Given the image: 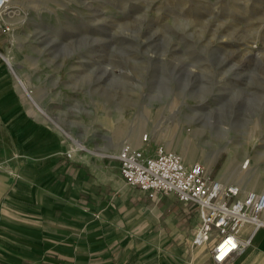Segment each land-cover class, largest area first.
Listing matches in <instances>:
<instances>
[{"label": "rangeland", "instance_id": "obj_1", "mask_svg": "<svg viewBox=\"0 0 264 264\" xmlns=\"http://www.w3.org/2000/svg\"><path fill=\"white\" fill-rule=\"evenodd\" d=\"M12 5L0 54L12 59L28 118L61 137L65 151L86 147L70 152L74 159L135 148V129L148 136L142 145L169 150L164 143L181 127L211 178L229 175L222 169L232 157L242 167L250 160L244 190L264 180V0ZM218 150L208 170L205 155Z\"/></svg>", "mask_w": 264, "mask_h": 264}, {"label": "crops", "instance_id": "obj_2", "mask_svg": "<svg viewBox=\"0 0 264 264\" xmlns=\"http://www.w3.org/2000/svg\"><path fill=\"white\" fill-rule=\"evenodd\" d=\"M18 92L0 54V264H215L211 244H191L195 203L127 184L116 154L74 159ZM238 238L226 264H264V228Z\"/></svg>", "mask_w": 264, "mask_h": 264}, {"label": "built area", "instance_id": "obj_3", "mask_svg": "<svg viewBox=\"0 0 264 264\" xmlns=\"http://www.w3.org/2000/svg\"><path fill=\"white\" fill-rule=\"evenodd\" d=\"M8 0H0V31ZM147 135L142 137L147 142ZM124 146L117 159L119 174L129 185L150 197L173 194L184 203L197 205L200 224L191 239L193 246L211 244L210 255L215 264H226L246 246L238 238L243 224L250 222L255 229L264 228V191L244 190L236 184L211 178L199 163L187 164L183 157L162 146L150 148Z\"/></svg>", "mask_w": 264, "mask_h": 264}, {"label": "bare ground", "instance_id": "obj_4", "mask_svg": "<svg viewBox=\"0 0 264 264\" xmlns=\"http://www.w3.org/2000/svg\"><path fill=\"white\" fill-rule=\"evenodd\" d=\"M15 2H16V0H8L6 8L8 7V5L9 6L11 4L14 5ZM8 17H9V13L6 12L2 16V20L4 19V21L6 22ZM7 63L12 64V59L9 58L7 60ZM180 130L182 131V128L177 127L175 129L174 136H172L171 139H170V137H168L166 143H164V144H166V147L169 150H173V151H177V152H179L182 149L185 150L184 156L182 155L185 163L196 162V156L201 150L195 147V145L191 142V139H189V136L188 137L182 136L180 134ZM156 132H154V135L159 136V131H156ZM163 136H165V135H163ZM129 141H131V143L133 144V146L135 148H141V146H142L141 129L133 130V132L129 138ZM66 149H68V148H66ZM84 149H86V147H84L83 145H78L76 147V149H75V147L73 148L72 146H69V152H72L73 154H76V155H78L79 151H82ZM215 153L216 154L214 157L211 155H205V156H207L206 157L207 161H210L208 166H207L208 170L211 168V166H212L211 164H212V161L214 160V158H216L218 156L219 150H218V152H215ZM252 156H253V154H252ZM249 163H250V160L247 161V166L249 165ZM242 164H243V161H234V158L230 157V159L227 161V163L225 164V166L222 169V172L229 173V175H226L225 178H220V179H218L217 177L216 178L220 182L227 183V184H236L239 186L242 185L241 183H243V182L247 184V181H249L248 180L249 178L248 179L246 178V172L244 171V168H246L247 166L242 167ZM205 168H206V166H205ZM253 171H255V170H253ZM234 178L236 179V181L233 180ZM240 181H241V183H240ZM250 187L252 188L251 190L264 191V180H258L256 183H251Z\"/></svg>", "mask_w": 264, "mask_h": 264}]
</instances>
